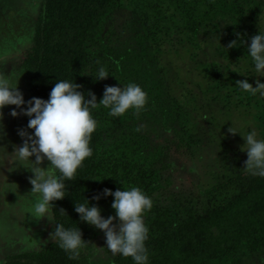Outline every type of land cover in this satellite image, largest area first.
Returning <instances> with one entry per match:
<instances>
[{
    "label": "rangeland",
    "instance_id": "rangeland-1",
    "mask_svg": "<svg viewBox=\"0 0 264 264\" xmlns=\"http://www.w3.org/2000/svg\"><path fill=\"white\" fill-rule=\"evenodd\" d=\"M42 4L0 0V74L13 86L17 82L25 101L22 108L31 99L23 63ZM100 28L87 48L89 66L99 59L109 61L103 64L107 78L95 79L97 72L90 68L86 73L93 78L96 102L105 85L135 83L147 93L139 115L130 109L112 117L110 109H97H103V118L115 128L108 144L120 138L136 156L148 157L152 208L166 213L174 228L188 216H202L246 191L242 136L255 131L264 140V96L244 92L236 81L247 80L253 87L257 80L264 83V73L255 71L247 50L252 36L264 34V0H122ZM233 33L239 34V43L227 48ZM13 110L21 112L15 105L0 109V264L40 253L55 242L49 236L54 231L52 214L51 221L33 214L30 165L10 161L14 146L23 143L19 131L31 134L30 118L12 117ZM230 127L237 133H229ZM113 200L102 196L90 207L97 206L107 219L115 216ZM87 226L88 243L80 250L85 264H115L117 254L106 248L103 231ZM225 259L209 264H264V247L253 252L242 248Z\"/></svg>",
    "mask_w": 264,
    "mask_h": 264
},
{
    "label": "trees",
    "instance_id": "trees-1",
    "mask_svg": "<svg viewBox=\"0 0 264 264\" xmlns=\"http://www.w3.org/2000/svg\"><path fill=\"white\" fill-rule=\"evenodd\" d=\"M120 1L43 0L30 52L23 63L31 98L47 100L56 82L68 81L81 85L78 91L90 99L88 92L94 93V87L87 70L97 72L109 61L99 59L96 60L99 63L89 66L88 44L100 34L103 19ZM237 34H232L228 44L238 41ZM90 111L97 122L89 142L92 155L83 161L72 180L63 181L65 198L53 201L51 209L54 228L55 223L65 229L78 228L85 241L90 230L75 212L74 204H86L87 199L90 207L93 197L104 196L106 188L115 192L138 187L148 195L151 175L148 157L136 156L133 148L120 138L113 146L107 143L115 128L106 116L103 118V109ZM30 131L32 134L33 130ZM246 175V191L202 216H188L174 228L166 213L155 208L145 212L149 230L145 241L147 264H209L226 260L225 257H232L242 248L253 252L264 247V178ZM69 255L54 242L40 253L14 256L5 264H85L82 256L69 259ZM114 263L134 264V261L117 254Z\"/></svg>",
    "mask_w": 264,
    "mask_h": 264
},
{
    "label": "clouds",
    "instance_id": "clouds-1",
    "mask_svg": "<svg viewBox=\"0 0 264 264\" xmlns=\"http://www.w3.org/2000/svg\"><path fill=\"white\" fill-rule=\"evenodd\" d=\"M237 42L231 41L227 48L235 47ZM247 50L254 62L255 71L264 73V34L252 36ZM108 76L106 69L100 67L95 79L103 80ZM236 86L252 95L259 93L264 96V83H260L259 80L256 81L255 87L247 80L236 81ZM79 88L81 85L76 83L56 82L47 100L33 97L27 101V108H22L25 101L23 94L18 90L17 82L13 86L3 74H0V109L15 105L21 112L11 111L12 117L23 114L30 118L27 128L33 130L32 134L24 130L19 131L23 143L19 147L14 146L10 161L26 162L30 165L28 171L33 174L29 177V183L32 185L30 193L35 197L33 214L37 219L46 217L51 221L52 202L65 198L63 181L72 180L83 161L92 155L89 142L91 134L96 130L97 122L92 117L90 109L102 105L110 109L108 115L112 117L122 116L130 109L139 115L147 103V93L135 83H129L123 88L105 85L99 103L96 102L94 93L89 91L90 99H86L84 93L78 91ZM2 115L0 112V118ZM139 130L137 128V131ZM228 132L237 133L231 127ZM242 137L245 140L243 145L246 147H241V151L247 153L243 167L245 174L264 178V140H258L255 131ZM33 156L34 161L30 159ZM45 160L49 162L48 166L41 167ZM103 194L114 197L111 207L115 210V216L103 218L101 210L97 206L89 207L86 199V204H74V210L79 214L80 220L103 231L106 248L113 255L131 257L134 264H147L145 241L148 239L149 230L143 216L152 209L151 198L138 187L123 191L118 189L115 192L106 188ZM99 198L93 197L95 200ZM114 220L117 222L114 223ZM49 236L61 249L70 254L69 259H78L80 250L88 243L82 239V233L78 228L65 229L63 225L56 223L54 231Z\"/></svg>",
    "mask_w": 264,
    "mask_h": 264
}]
</instances>
